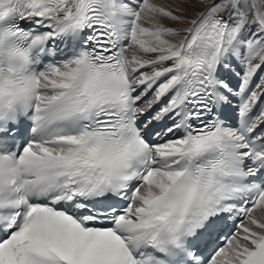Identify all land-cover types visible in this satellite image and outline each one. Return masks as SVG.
I'll return each mask as SVG.
<instances>
[{
    "label": "snow or ice",
    "instance_id": "snow-or-ice-1",
    "mask_svg": "<svg viewBox=\"0 0 264 264\" xmlns=\"http://www.w3.org/2000/svg\"><path fill=\"white\" fill-rule=\"evenodd\" d=\"M0 264H264V0H0Z\"/></svg>",
    "mask_w": 264,
    "mask_h": 264
},
{
    "label": "bare ground",
    "instance_id": "bare-ground-1",
    "mask_svg": "<svg viewBox=\"0 0 264 264\" xmlns=\"http://www.w3.org/2000/svg\"><path fill=\"white\" fill-rule=\"evenodd\" d=\"M159 3H171L172 0H157Z\"/></svg>",
    "mask_w": 264,
    "mask_h": 264
}]
</instances>
